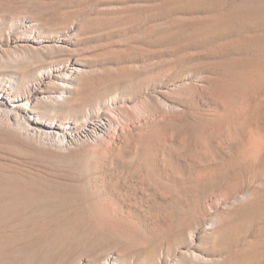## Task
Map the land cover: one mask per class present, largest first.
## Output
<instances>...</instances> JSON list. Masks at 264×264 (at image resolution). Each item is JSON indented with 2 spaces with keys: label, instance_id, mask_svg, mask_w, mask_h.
I'll use <instances>...</instances> for the list:
<instances>
[{
  "label": "rangeland",
  "instance_id": "rangeland-1",
  "mask_svg": "<svg viewBox=\"0 0 264 264\" xmlns=\"http://www.w3.org/2000/svg\"><path fill=\"white\" fill-rule=\"evenodd\" d=\"M8 35L80 68L32 127L89 130L0 132V264H264V0H0L20 77Z\"/></svg>",
  "mask_w": 264,
  "mask_h": 264
},
{
  "label": "bare ground",
  "instance_id": "bare-ground-1",
  "mask_svg": "<svg viewBox=\"0 0 264 264\" xmlns=\"http://www.w3.org/2000/svg\"><path fill=\"white\" fill-rule=\"evenodd\" d=\"M23 23L24 22H20L19 25H24ZM10 35L7 36L6 46L13 47L17 50L16 53L14 52L17 55V59H15V62L13 63L15 64V67L19 68V72L20 69H22L21 72L23 71V73H21L20 77H0V132L25 143V145L28 139H38L41 140V142L51 143V145L60 147L65 146V148L70 146L71 143L77 142L82 140L84 137H87L86 135L88 134L87 131L89 129L84 131V128H80L79 125L75 124L76 126H73L71 122L66 121L65 123L51 121V123H48L47 125H41L39 128L32 127L34 122H38L42 118V114L38 111L39 105L45 103L47 99L58 101L60 98H63L65 100L67 98V94L69 93L67 89L65 91L64 88L63 93L60 94L59 91L56 90L54 95L49 96L47 94L48 91L46 90V86H48L47 84L52 83L54 85L67 87L68 85L72 84L70 80L79 74L80 68L70 65L50 63L48 65L44 64L36 67L31 75L30 73H27V65L29 64V62L27 64V55L37 54V50L44 45H49L48 47H51L50 44L46 43L52 42L42 41L40 39L41 37L38 38L35 35H22L23 37H12ZM65 37L64 39H66ZM63 40H59L58 43H63ZM52 45L55 46V44ZM59 47L63 46L61 44H56V46L53 48L58 49ZM3 61L4 63L6 62L5 60ZM3 67L5 66L0 63V71ZM29 72H31L30 69ZM72 82H74V80H72ZM70 93L72 92L70 91ZM85 124V127H91L92 130L90 132L92 133L89 135L92 137L98 135V128L102 131L105 127H103V124H95L93 120L88 122V119L87 123ZM107 262L108 263L106 264L112 263L110 259L107 260Z\"/></svg>",
  "mask_w": 264,
  "mask_h": 264
}]
</instances>
